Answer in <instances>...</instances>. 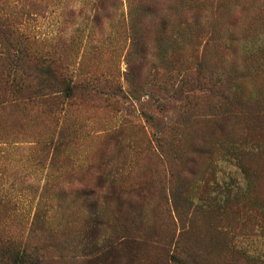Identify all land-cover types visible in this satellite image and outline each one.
Masks as SVG:
<instances>
[{
  "label": "rangeland",
  "instance_id": "1",
  "mask_svg": "<svg viewBox=\"0 0 264 264\" xmlns=\"http://www.w3.org/2000/svg\"><path fill=\"white\" fill-rule=\"evenodd\" d=\"M7 5L74 81L0 112V236L26 264H264V0Z\"/></svg>",
  "mask_w": 264,
  "mask_h": 264
},
{
  "label": "trees",
  "instance_id": "2",
  "mask_svg": "<svg viewBox=\"0 0 264 264\" xmlns=\"http://www.w3.org/2000/svg\"><path fill=\"white\" fill-rule=\"evenodd\" d=\"M7 4L8 0H0V112L9 107V103L19 106L17 102L26 101L39 107L50 100L55 103L62 96L74 95V81L58 68V61L30 50L23 33L7 13L10 11ZM33 79L35 86H32ZM6 121L0 114L1 136L10 132ZM30 258L18 244L0 236V264H26Z\"/></svg>",
  "mask_w": 264,
  "mask_h": 264
}]
</instances>
